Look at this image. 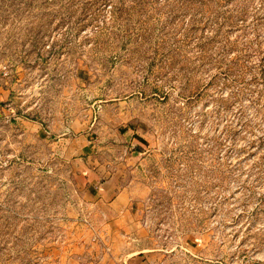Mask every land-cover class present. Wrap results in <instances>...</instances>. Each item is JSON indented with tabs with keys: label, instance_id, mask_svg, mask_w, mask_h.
<instances>
[{
	"label": "rangeland",
	"instance_id": "obj_1",
	"mask_svg": "<svg viewBox=\"0 0 264 264\" xmlns=\"http://www.w3.org/2000/svg\"><path fill=\"white\" fill-rule=\"evenodd\" d=\"M0 264H264V0H0Z\"/></svg>",
	"mask_w": 264,
	"mask_h": 264
},
{
	"label": "crops",
	"instance_id": "obj_2",
	"mask_svg": "<svg viewBox=\"0 0 264 264\" xmlns=\"http://www.w3.org/2000/svg\"><path fill=\"white\" fill-rule=\"evenodd\" d=\"M107 186H108V183L105 181L103 184H102V187L103 189H105L104 191H107ZM110 186V185H109ZM102 197V196H101ZM121 196H119V194H116L115 196V199L117 198H120ZM103 198V197H102ZM102 198H100L102 200ZM98 199V198H97Z\"/></svg>",
	"mask_w": 264,
	"mask_h": 264
}]
</instances>
